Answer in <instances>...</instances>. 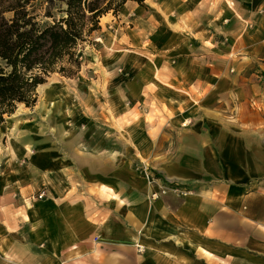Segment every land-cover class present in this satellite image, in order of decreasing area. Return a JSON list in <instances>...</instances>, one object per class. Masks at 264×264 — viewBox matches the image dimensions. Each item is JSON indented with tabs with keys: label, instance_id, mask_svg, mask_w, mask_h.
Instances as JSON below:
<instances>
[{
	"label": "crops",
	"instance_id": "1",
	"mask_svg": "<svg viewBox=\"0 0 264 264\" xmlns=\"http://www.w3.org/2000/svg\"><path fill=\"white\" fill-rule=\"evenodd\" d=\"M159 10L168 20L153 13L160 24L139 36L129 68L135 92L161 87L150 96L162 115L143 107L153 123L132 134L114 122L101 158L92 137L74 154L66 120L23 138L40 149L20 158L51 183L28 165L20 183L47 187L45 197L0 203V264H264V0H162Z\"/></svg>",
	"mask_w": 264,
	"mask_h": 264
},
{
	"label": "rangeland",
	"instance_id": "2",
	"mask_svg": "<svg viewBox=\"0 0 264 264\" xmlns=\"http://www.w3.org/2000/svg\"><path fill=\"white\" fill-rule=\"evenodd\" d=\"M160 2L162 0H148L140 6L128 3L119 10L116 16H113L111 13L107 14V20L102 21L100 31L93 33L89 39V43L84 45L79 73L70 79L54 74L46 80L45 84L54 81L65 84L67 93L69 94H60L61 100H59L58 104L64 101V99L67 101L69 97H71V102H65L51 115L44 113L42 111L44 104L43 89L41 88L36 90L37 99L33 106H17L14 113L15 115L19 114L13 118L16 125L13 135L22 149H24L23 138L42 134L41 130L48 129V126H53L66 120L75 131L81 143L74 149V154L83 155L87 153L88 146L84 143H87V139L92 137V139L96 140L97 156L101 158L105 154V138H110V128H115L114 122L121 121L128 129L133 128L139 120L143 119L152 124L153 117L151 115L153 114L151 112L145 113L143 107L154 108L158 116L162 115L158 112L155 102L150 96L156 93L155 89L150 86L148 87V92L143 94L140 90L135 92V88L138 87L135 76H133L134 72L129 68L130 63H134L137 61L136 57H139V54L135 53V48L139 45L140 40L142 38L146 39V36L152 37L155 29L160 24V18H157L153 13L160 12L164 16V19L168 20L169 14L159 10ZM36 7L42 25L50 24L53 19L57 20L61 17L60 10L62 8L57 2L49 4L47 0H39ZM124 11H127L128 14L124 15ZM47 12H50L53 19L44 17ZM141 34L142 38L139 37ZM212 48L213 46L210 47L209 53H207L210 56L216 54L212 51ZM219 67L222 69V72H236V65L222 64ZM161 81V84H166V81ZM116 99L121 100L122 105H114L112 107ZM117 110L118 112H115ZM64 111H67L69 116L63 114ZM187 124L184 123L185 126ZM70 132L69 134H71ZM6 140L0 131V203L3 207L8 204H16L17 207L22 206V208L24 205L36 204L40 201L36 198L38 191L45 192L46 190L44 189H47V187L32 189V185L28 184L32 183L30 179L27 184L20 183V179H24L22 177L23 173L27 172L25 168H28V165H30L28 164V160L17 158L16 164L19 171L22 168L25 171L19 172V176L14 175L16 176L15 178L10 177L8 184H4L2 181L5 164L3 154L7 146ZM38 149H40L39 145L36 147L26 145L24 151L27 152L30 158L33 151L38 152ZM140 161L142 164L146 163L143 159H140ZM145 165L149 166L148 164ZM104 167L103 162L98 164V170H103ZM32 170L35 174H33V177L36 179L38 172L35 168ZM150 171V168H148L149 174ZM54 173L62 175L61 171H54ZM66 173L65 177L60 179L62 184L69 185L66 181L74 175L70 172ZM150 182L152 181L150 180ZM72 194L70 193L69 195ZM91 194L95 195L98 193L93 192ZM69 197L66 196L64 199H68ZM79 198L77 196V199ZM22 211L23 209H19V214Z\"/></svg>",
	"mask_w": 264,
	"mask_h": 264
},
{
	"label": "trees",
	"instance_id": "3",
	"mask_svg": "<svg viewBox=\"0 0 264 264\" xmlns=\"http://www.w3.org/2000/svg\"><path fill=\"white\" fill-rule=\"evenodd\" d=\"M47 1L61 6V17L47 12L44 17L53 21L42 25L39 0H0V126L18 105L35 104L37 87L50 76L70 79L79 73L84 45L100 31L103 16L146 0Z\"/></svg>",
	"mask_w": 264,
	"mask_h": 264
},
{
	"label": "bare ground",
	"instance_id": "4",
	"mask_svg": "<svg viewBox=\"0 0 264 264\" xmlns=\"http://www.w3.org/2000/svg\"><path fill=\"white\" fill-rule=\"evenodd\" d=\"M147 1L148 0H146V2ZM130 4H132V3H130ZM127 14H128V12L124 11V15H127ZM103 20H107V15H105L101 18L100 25H102ZM149 70L154 71V68L151 66V67H149ZM149 84L153 88H156V90H157L156 94H159L163 97V95L161 93L162 89L158 84H156L155 82H150ZM41 88L43 89L44 104L42 106V111L44 113L51 115L55 110L58 109V107H61L65 102L66 103L71 102V97H69L67 101L64 99V101H62L60 104H58L59 100H61L60 94H64V95L69 94V93H67V88L65 87V84L62 82L54 81V82H50L48 84H43V85L38 86L37 90H39ZM114 105H122L121 100L116 99L114 104H112V107ZM20 106H22V104H20L19 107ZM63 114H66V116H69L67 111H64ZM17 115H15V113H14L13 115L6 117V121L0 126V131L3 133L4 138L7 139L6 140L7 146H6L5 152L3 154L4 159H5V164H4V173L2 176V181L4 182V184H8L10 182L9 178L11 176H13V175L19 176L20 171H19V168L17 167L18 165L16 164V159L20 158L23 151L25 150V148L22 149V147L17 143L16 137L13 135L14 128L16 126L13 118ZM183 122L188 123L187 119L185 117L183 118ZM129 130H130V134H132L134 129L130 128ZM0 160H1V158H0ZM31 165L37 171H39V172L41 171L40 170L41 168L38 165H36L33 160H31ZM41 173H42L41 175L44 176L43 177L45 179L44 182L45 183H51V179L48 177V174H47L48 170H45V168H44V170L42 169ZM68 183H69V185L72 186V188L73 187L75 188L76 184L73 180H69ZM103 190H105V188H103ZM55 195H57V193H54V190L51 189V191L49 192L48 201L55 200L56 199ZM105 198H106V200H109L112 198L117 200L118 197L116 196V194L113 195L112 193H107V194L105 193Z\"/></svg>",
	"mask_w": 264,
	"mask_h": 264
},
{
	"label": "built area",
	"instance_id": "5",
	"mask_svg": "<svg viewBox=\"0 0 264 264\" xmlns=\"http://www.w3.org/2000/svg\"><path fill=\"white\" fill-rule=\"evenodd\" d=\"M166 190H170V191H173V192H178V191H179V189L176 188V187H171V188L166 189ZM164 191H165V190H161V193L164 194V193H165ZM37 195H38V196H37L36 198L39 199V200H41V199H43V198L45 197L44 192H39V191H38V194H37ZM152 198H156V194H153V195H152Z\"/></svg>",
	"mask_w": 264,
	"mask_h": 264
}]
</instances>
